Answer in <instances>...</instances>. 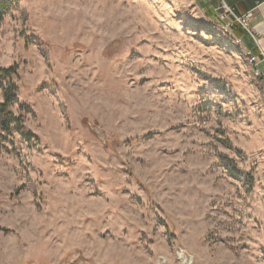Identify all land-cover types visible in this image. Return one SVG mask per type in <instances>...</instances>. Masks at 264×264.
Instances as JSON below:
<instances>
[{
	"label": "rangeland",
	"instance_id": "rangeland-1",
	"mask_svg": "<svg viewBox=\"0 0 264 264\" xmlns=\"http://www.w3.org/2000/svg\"><path fill=\"white\" fill-rule=\"evenodd\" d=\"M212 8L16 0L0 19L32 133L0 130V264H264V80Z\"/></svg>",
	"mask_w": 264,
	"mask_h": 264
},
{
	"label": "built area",
	"instance_id": "built-area-1",
	"mask_svg": "<svg viewBox=\"0 0 264 264\" xmlns=\"http://www.w3.org/2000/svg\"><path fill=\"white\" fill-rule=\"evenodd\" d=\"M214 11L217 15L218 20L223 23L226 31H228L237 42L242 43L241 40L235 37L232 33L235 23L242 26V28L246 30L253 37V39L256 40V37L249 26V22L253 17V13L251 11H248L243 15H237L235 13L233 5H230L227 0H218ZM244 52L246 59L252 68L253 74L257 78L264 80V47H259L258 54H255L250 49L245 48ZM181 264H191V261H182Z\"/></svg>",
	"mask_w": 264,
	"mask_h": 264
},
{
	"label": "trees",
	"instance_id": "trees-1",
	"mask_svg": "<svg viewBox=\"0 0 264 264\" xmlns=\"http://www.w3.org/2000/svg\"><path fill=\"white\" fill-rule=\"evenodd\" d=\"M213 1V0H211ZM16 4V0H0V19ZM16 68L10 66L0 68V78L7 79L6 86L3 88L4 101L0 102V130L10 134L14 126L27 138L32 136L30 131H26L22 123V116H14L9 110L11 104L16 100V84L13 81V75Z\"/></svg>",
	"mask_w": 264,
	"mask_h": 264
},
{
	"label": "crops",
	"instance_id": "crops-1",
	"mask_svg": "<svg viewBox=\"0 0 264 264\" xmlns=\"http://www.w3.org/2000/svg\"><path fill=\"white\" fill-rule=\"evenodd\" d=\"M200 6H212L213 10L218 2V0L211 1L210 4L205 5L202 0H196ZM230 5H233L235 13L237 15H243L248 11L253 13V17L249 22L251 31L256 37V40L253 39L251 35L248 36L251 46L245 47V49H250L253 53H259V47H264V0H227ZM234 29V28H233ZM241 32H246L242 27H240ZM232 33L235 37L239 38L242 42V37L235 34L234 30ZM243 44V42H242Z\"/></svg>",
	"mask_w": 264,
	"mask_h": 264
},
{
	"label": "water",
	"instance_id": "water-1",
	"mask_svg": "<svg viewBox=\"0 0 264 264\" xmlns=\"http://www.w3.org/2000/svg\"><path fill=\"white\" fill-rule=\"evenodd\" d=\"M91 129L96 133V135L98 137L103 138L104 134H103L102 130H100L98 127L92 126V125H91Z\"/></svg>",
	"mask_w": 264,
	"mask_h": 264
},
{
	"label": "bare ground",
	"instance_id": "bare-ground-1",
	"mask_svg": "<svg viewBox=\"0 0 264 264\" xmlns=\"http://www.w3.org/2000/svg\"><path fill=\"white\" fill-rule=\"evenodd\" d=\"M181 258L183 261L187 262V258H185V256L182 255Z\"/></svg>",
	"mask_w": 264,
	"mask_h": 264
}]
</instances>
